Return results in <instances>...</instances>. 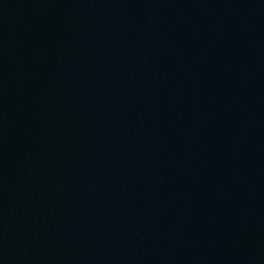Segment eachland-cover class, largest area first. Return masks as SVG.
Returning a JSON list of instances; mask_svg holds the SVG:
<instances>
[{"label":"water","instance_id":"water-1","mask_svg":"<svg viewBox=\"0 0 264 264\" xmlns=\"http://www.w3.org/2000/svg\"><path fill=\"white\" fill-rule=\"evenodd\" d=\"M0 264H264V0H0Z\"/></svg>","mask_w":264,"mask_h":264}]
</instances>
